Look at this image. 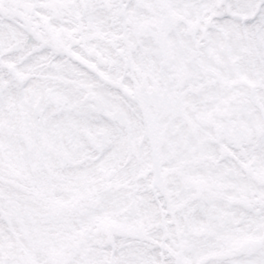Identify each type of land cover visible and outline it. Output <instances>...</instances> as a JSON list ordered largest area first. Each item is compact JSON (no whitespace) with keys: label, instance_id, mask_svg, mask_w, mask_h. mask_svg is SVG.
Returning <instances> with one entry per match:
<instances>
[{"label":"snow or ice","instance_id":"obj_1","mask_svg":"<svg viewBox=\"0 0 264 264\" xmlns=\"http://www.w3.org/2000/svg\"><path fill=\"white\" fill-rule=\"evenodd\" d=\"M0 264H264V0H0Z\"/></svg>","mask_w":264,"mask_h":264}]
</instances>
